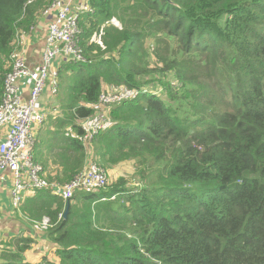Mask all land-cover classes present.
<instances>
[{
  "label": "trees",
  "instance_id": "trees-1",
  "mask_svg": "<svg viewBox=\"0 0 264 264\" xmlns=\"http://www.w3.org/2000/svg\"><path fill=\"white\" fill-rule=\"evenodd\" d=\"M52 1L0 0V97L17 36ZM85 1L84 62L62 60L77 73L64 105L75 135L61 132V170L43 176L63 184L90 160L107 174L132 159L133 175L107 174L103 187L68 201L33 190L21 212L48 218L41 234L53 256L29 262L34 240L22 232L0 244V264H264V0ZM147 37L158 39L153 51ZM168 75L178 88L164 78L142 84ZM49 82L44 97L55 116ZM120 86L138 96L110 105L108 123L85 147L80 120Z\"/></svg>",
  "mask_w": 264,
  "mask_h": 264
},
{
  "label": "built area",
  "instance_id": "built-area-1",
  "mask_svg": "<svg viewBox=\"0 0 264 264\" xmlns=\"http://www.w3.org/2000/svg\"><path fill=\"white\" fill-rule=\"evenodd\" d=\"M75 0H53L42 14L51 15L47 26L45 44L41 53V63L36 70L27 67L22 55L14 56L11 69L3 79L0 97V172L9 170L12 175L10 197L13 207H17L25 193L35 189L51 188L53 194L68 201L73 194L82 189H97L107 183V174L96 163L90 162L69 181L59 184L48 182L43 176L42 166L34 161L35 126L42 124L47 110L43 103L46 82L51 80V92L56 90L58 77L55 63L70 59L84 62L80 48L79 10L74 11ZM29 80L28 96L22 95L20 80ZM138 91L126 86L109 89L100 94L99 100L91 107L93 113L80 120L83 144L89 146L99 131L107 124L106 106L134 99ZM114 101L116 103L112 104ZM61 215H59L60 217ZM44 226L49 224L42 218Z\"/></svg>",
  "mask_w": 264,
  "mask_h": 264
},
{
  "label": "crops",
  "instance_id": "crops-1",
  "mask_svg": "<svg viewBox=\"0 0 264 264\" xmlns=\"http://www.w3.org/2000/svg\"><path fill=\"white\" fill-rule=\"evenodd\" d=\"M85 2V0L73 1V10H79V7L82 6V4H85ZM79 13H81V11H79ZM51 17V15L40 14L36 25L31 28V31L22 33L19 35V37L17 36L15 45H17L18 49H20L17 55H22L24 57L27 67L31 70H36L41 63V51L45 44L47 26L52 20ZM61 62L62 60L56 62L55 67L59 68V64ZM20 82L22 85V95L24 98H26L28 96L29 80L27 78H22ZM47 88L48 86L45 88L43 94V103L45 106L47 104V100L44 96L48 91ZM54 114L56 115V113ZM46 115L47 118H45L44 122L38 126H35L34 128L36 143L33 146V153L45 168V170H43L44 174L47 173L49 176L54 177V175L58 174L61 170L57 154L60 150V147L66 141L65 139L61 138V132L66 126L55 121L56 116L52 115L51 120L49 118L50 113L47 112ZM11 185L12 175L10 171H1L0 244L5 243L6 240L12 238L14 235L24 232L26 235L31 236L34 240V242L30 245L28 252L26 253V257L33 260L34 263L38 261L40 259V255L45 252L42 249L45 248L50 251L52 247L51 249L49 248L50 243L41 234L39 222L27 220V218L23 216L21 212V208L25 204L31 203L33 201L34 196H36L35 193L32 191L27 192V200H25V202H23L19 207L13 208L10 197ZM36 242H40L39 246L35 245Z\"/></svg>",
  "mask_w": 264,
  "mask_h": 264
},
{
  "label": "rangeland",
  "instance_id": "rangeland-1",
  "mask_svg": "<svg viewBox=\"0 0 264 264\" xmlns=\"http://www.w3.org/2000/svg\"><path fill=\"white\" fill-rule=\"evenodd\" d=\"M85 4H82V7H85L84 6ZM81 8V6H80ZM80 26V25H79ZM147 46H149V50L150 51H153V47L156 46L158 44V39L154 38V37H147ZM44 48V47H43ZM43 50V49H42ZM42 53V51H41ZM157 63V60L154 61V55L151 54L150 55V66H155ZM63 62H61L59 64L62 65ZM68 69H67V62H65L61 68L59 69V75H58V86H59V92L57 94L56 93H51V101L53 102H57V107H55V113L57 115H55L57 117V120L61 121L62 119L67 121L64 123V125L66 126L65 129L67 130L66 134L70 137L72 135H75V129L73 127V124H74V119L72 120V118L70 117L69 119L66 118L68 116V109H67V106L65 107L64 105L67 104V102H69L70 100V95L72 93V84H73V81L74 79L76 78L77 76V73H69L67 72ZM69 73V75H67ZM67 75V76H66ZM159 78H164L166 79V81L168 82V84L172 85L173 87L175 88H178L180 84H178L179 82L177 81V79L175 77H173L172 75H168L165 77H146L144 79V88H149V86L156 80H158ZM49 84L51 85V80L49 79ZM161 85H156V86H153L154 90H156L158 93L161 92L162 88ZM49 91H51V88H49ZM55 94V95H54ZM117 101H114L112 104L116 103ZM51 103L47 102L45 108L47 110L48 113H51L49 112L52 108V105H50ZM61 109H60V108ZM110 107L109 105L106 106L105 108H108ZM110 108H108L109 110ZM62 112V114H60ZM70 113V111H69ZM49 118L52 120V115L50 114ZM108 123V111H107V122ZM94 142V139L91 141V143L89 144V148L92 146ZM68 143V142H67ZM67 143L65 142L63 145H67ZM91 153V151H90ZM91 162H94L92 160H90ZM95 163V162H94ZM133 168H134V160H129V161H123L121 162L120 164L114 166L112 169H109L107 170V174L109 176V180H111V178L113 177H119V176H123L125 177L126 179H131L132 175H133ZM46 174V173H45ZM39 225H40V228L41 229H45L46 226H44L41 222H39ZM39 243L40 242H36L35 245L36 246H39ZM43 251H45L43 254L42 252L40 251V253L42 255L46 254L48 257H51L53 256L52 255V252L48 251L47 249H42ZM42 255H40V258L42 257ZM27 260L29 262H33V260H31L30 258L27 257Z\"/></svg>",
  "mask_w": 264,
  "mask_h": 264
},
{
  "label": "water",
  "instance_id": "water-1",
  "mask_svg": "<svg viewBox=\"0 0 264 264\" xmlns=\"http://www.w3.org/2000/svg\"><path fill=\"white\" fill-rule=\"evenodd\" d=\"M67 210H68V202H67V206L65 207V210H64V212H63V216H65V215H66V213H67Z\"/></svg>",
  "mask_w": 264,
  "mask_h": 264
}]
</instances>
